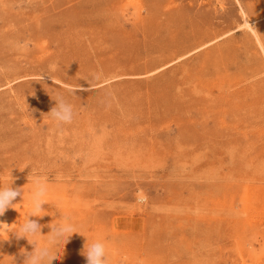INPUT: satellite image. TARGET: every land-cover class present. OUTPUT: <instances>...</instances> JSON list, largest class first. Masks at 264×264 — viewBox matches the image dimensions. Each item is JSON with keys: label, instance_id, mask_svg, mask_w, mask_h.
I'll return each mask as SVG.
<instances>
[{"label": "rangeland", "instance_id": "obj_1", "mask_svg": "<svg viewBox=\"0 0 264 264\" xmlns=\"http://www.w3.org/2000/svg\"><path fill=\"white\" fill-rule=\"evenodd\" d=\"M60 94L76 115L57 128ZM10 172L24 199L0 216V264L33 250L8 231L34 172L41 233L69 214L109 264H264V0H0ZM83 235L52 264H87Z\"/></svg>", "mask_w": 264, "mask_h": 264}, {"label": "clouds", "instance_id": "obj_2", "mask_svg": "<svg viewBox=\"0 0 264 264\" xmlns=\"http://www.w3.org/2000/svg\"><path fill=\"white\" fill-rule=\"evenodd\" d=\"M102 78V73H96L91 79L100 80ZM68 92L75 95V89L69 88ZM54 100L56 104L48 113L51 121L57 128L72 124L76 115L74 105L62 94L57 95ZM27 180V184H31L28 193L30 211L27 213L24 223L19 224L16 229L8 231V234L14 233L17 239L25 238L29 244L34 246L30 252L22 251L25 256L23 264H52L53 260L62 257L64 246L69 242L73 234L83 235L81 227L77 225L71 215L63 214L59 215L56 223L48 225L50 231L43 235L41 233L42 226L38 221L30 219V217H43L47 214L42 206L49 204L47 200L49 181L45 175L39 172H34L31 176L28 175ZM12 185L13 177L11 172L7 181L0 175V216H3L9 208L15 209L14 205L16 203H13V201L18 196L22 195V200L24 199V187L13 188ZM5 224L7 223L0 222V230L7 231V229L3 228ZM38 237H46V239L40 242L37 239ZM8 238L0 240H8ZM85 238L86 243L81 254L86 257L87 264H109L110 249L108 244L100 239L89 240L87 237ZM13 264H15L14 258Z\"/></svg>", "mask_w": 264, "mask_h": 264}]
</instances>
